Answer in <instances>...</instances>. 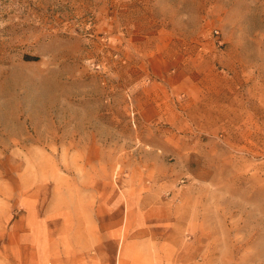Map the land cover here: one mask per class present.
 Masks as SVG:
<instances>
[{"label":"rangeland","instance_id":"obj_1","mask_svg":"<svg viewBox=\"0 0 264 264\" xmlns=\"http://www.w3.org/2000/svg\"><path fill=\"white\" fill-rule=\"evenodd\" d=\"M0 113V264H264V0H0Z\"/></svg>","mask_w":264,"mask_h":264},{"label":"bare ground","instance_id":"obj_2","mask_svg":"<svg viewBox=\"0 0 264 264\" xmlns=\"http://www.w3.org/2000/svg\"><path fill=\"white\" fill-rule=\"evenodd\" d=\"M33 96V95H32ZM38 98V97H37ZM31 99V98H30ZM35 99V98H34ZM39 100H40V97H39ZM39 100H38V102H39ZM44 100H46V99H44ZM37 101V100H36ZM31 102H33L34 103V101H31ZM42 102V101H41ZM44 102V101H43ZM46 102V101H45ZM37 104V103H36ZM41 104H43V103H41ZM44 105V104H43ZM42 106V105H41ZM38 107V106H37ZM45 107V106H44ZM40 108V107H39ZM46 108V107H45ZM41 109V108H40ZM42 109L44 110V108H43V106H42ZM47 109V108H46ZM37 111V110H36ZM36 111H35V113H36ZM1 114V113H0ZM4 118V117H3ZM2 118V119H3ZM16 128V127H15ZM17 131H18V129H17ZM17 131H15V132H17ZM12 133V132H11ZM15 134V133H14Z\"/></svg>","mask_w":264,"mask_h":264}]
</instances>
